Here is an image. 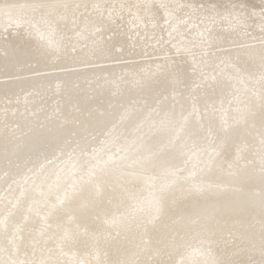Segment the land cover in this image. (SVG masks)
<instances>
[{
    "label": "bare ground",
    "instance_id": "1",
    "mask_svg": "<svg viewBox=\"0 0 264 264\" xmlns=\"http://www.w3.org/2000/svg\"><path fill=\"white\" fill-rule=\"evenodd\" d=\"M71 1L0 0V50H2L0 67L4 72L14 69L16 62L27 59H31L37 67L47 64L82 63L99 58L105 60V57L114 54L112 43L117 41L124 44L126 50L123 52H127L130 44H126L124 39L125 26L122 25L123 30H117V39L108 41L109 39L105 40L102 37L105 40L103 41L100 35L105 29L114 28L126 17L132 16L134 26L137 25L136 30H140L139 32L146 35V39L152 41L145 51L150 50V55L164 56L157 59L159 66L151 67L153 63L146 61L147 68L145 71L142 69L144 73L137 76L130 75L135 72L136 66L141 67L144 62L137 65L131 59L132 65H127L132 68V72L128 73V76L134 79L131 80L132 84L125 85L124 81L129 77L126 76L124 80L122 76L123 83L120 84L117 80L119 83L117 93L111 97L118 103L123 102L126 97L139 95L143 97L145 103L160 99L156 100L157 105L165 107L166 102L162 95L179 84L187 83L190 78L196 79V83H193L203 85V89H194L191 86L193 91L190 89V93L191 97H194V104L184 112V115L181 114L182 116L177 118L174 128L171 126L173 122L167 124L164 120L160 124L161 119L155 120L154 117L152 119L148 116L153 124L148 123V120L146 123L149 125H145L144 131H141L142 133L138 131L133 136V141L128 140L129 143L132 142V146L125 144L126 146L120 147L121 149L116 147L118 150L109 155L92 154L91 159L94 158L89 159L90 164L86 163L85 172L81 166L83 155H78L81 157L79 158L73 153L75 156L64 158L66 160L62 161L61 154L72 147L68 142V139L71 141V137L66 140L70 131H75L72 139L74 136L78 148L85 149L90 141L88 137H83L84 134L92 133L91 135L95 136L113 117L116 105L105 108L110 90L108 86L111 83H107L108 85L102 83L103 81L98 83L89 96L83 95V86L79 84L86 75L97 76L100 67L85 71L84 68L81 71H66L64 75L58 73L57 77L60 76L62 85L58 83L61 86L57 92L64 95L65 100L66 98L74 100L76 108H79L78 112L75 110L77 113L74 115L73 112L68 113L64 105L61 106L62 121H59L60 119L55 121L52 118L40 119L39 112L37 116L20 115L18 111L7 112L10 114L2 112L0 264H10L9 259L12 258L21 264H264V42L244 46L246 42L252 41L253 36L258 34L261 36L264 32L262 26L252 21L250 10L240 9L242 0L236 7H220L219 1L222 4L223 0H211V6L208 7L206 4L202 8L194 7L197 0H130V2L116 0V9L105 8L104 11L97 12V17L94 15L96 18H88L87 14L86 19L84 16L78 20L74 19L73 8L76 4L81 7L85 0H76L70 4ZM93 3L98 4L97 1ZM102 4L96 5L97 8L99 6L102 8ZM167 7L171 10L168 11ZM40 8L48 10L47 12L57 10V16L53 15L55 17L53 22L46 23L49 19L47 15L40 18L41 20L37 19L40 13L37 12V16L35 13ZM25 17H30L31 22H28L32 23V20L34 22L33 26L29 23L28 29L23 28L24 25H29H23L28 19L24 21ZM198 18L203 19L206 23L204 25L209 27L203 37H199L202 30L200 25L196 24L195 19ZM59 25H63V28H59ZM185 25L190 26L189 30L184 28ZM224 25L226 29L223 28ZM96 27H100L99 32L95 31ZM163 28L172 30L175 36L172 41L173 49L177 50L176 53L185 54L187 52L185 43H188L191 46L187 53L189 55H180L179 58L171 54L165 55L163 50L167 48L154 40L156 33ZM10 30L12 35L9 34ZM226 40L235 43L242 40L243 44L240 48L234 47L226 52L230 58L231 56L235 58L233 64L242 76L239 84V87L240 85L242 87L238 90L245 94L242 93L240 105L235 104V107H232L236 109V105H239L235 119H231L232 109L228 105L229 87L223 80V74L219 73L220 69L214 68L219 57L213 58L211 57L213 52L211 56L207 53L206 61L198 64L193 57L195 53L190 54L194 51L193 46L212 47L213 44ZM146 45L147 43H144L142 47L145 48ZM229 47L231 49L232 46ZM215 53L217 51L214 52V56ZM21 64L23 65V62ZM195 65L199 69L188 74L186 68H189V72ZM205 65H210L212 70V74L206 79L199 75L201 66ZM114 68L117 69V66ZM107 69L113 67L108 66ZM52 74L1 82L0 100L14 95L24 87L26 91L28 86L33 85L32 89H35L37 94L33 96L34 90L31 91L32 96L26 100V104L34 105L37 98L42 100L46 98L49 88L47 84L55 76ZM74 78H78L75 81L78 84H75V88L71 86L75 83H72ZM50 94L51 92L48 96ZM183 96H180V93L179 96L174 95V102L176 99L183 102L185 100ZM129 101L131 103L132 100ZM97 102L100 104L98 107L103 108L98 114L91 109ZM224 107L228 109L223 110ZM131 108L124 114L119 113L123 115L122 118L116 111L115 114L121 118L124 126L129 124L132 126L134 123L138 124L137 126L141 125L139 124L141 120L137 119L141 118L143 111L140 114L138 109ZM172 108L169 109L173 110ZM34 109L36 111L37 108ZM125 109L127 110L126 106ZM40 110L43 111L44 108ZM10 119H16V126L12 125V131L5 126V122L9 120L10 123ZM145 119L147 118H144V121ZM83 129L84 133L81 132ZM204 133H210L211 136L213 134L212 144L197 154L195 151L190 152L189 140L200 138ZM95 137L93 139L98 138ZM139 153L145 154L138 159L132 157ZM195 154L200 157L198 165L193 162L196 159ZM57 155L62 157L60 159L63 164L57 159L58 164H62L60 168L53 166L57 164L54 161ZM42 158H54L52 159L54 164L50 163V159L49 164L44 166L47 162L45 160L43 166L38 165ZM132 159L136 162L132 167L129 166L130 170H126ZM179 168L185 175L176 174ZM27 169L32 175L23 186L21 184L23 176L29 175Z\"/></svg>",
    "mask_w": 264,
    "mask_h": 264
},
{
    "label": "rangeland",
    "instance_id": "2",
    "mask_svg": "<svg viewBox=\"0 0 264 264\" xmlns=\"http://www.w3.org/2000/svg\"><path fill=\"white\" fill-rule=\"evenodd\" d=\"M71 1V0H70ZM73 1H76V0H73ZM73 1H71V2H69L70 4L72 3H74ZM86 1L87 0H85V4H83L81 7L79 6L78 7V4H76L75 5V7L73 8V16H74V19H76V20H78V19H80L81 17H84V19H86L87 18V14H88V18H96L97 16H98V14H97V12L98 13H100V10L101 11H104L105 10V8H111V10H113L114 8L116 9L117 8V3H116V0H107V1H105L104 0V2H101L102 0H100V2H98V0H88L87 1V4H86ZM94 1H97V3L98 4H102V8L99 6L98 8H97V6H98V4H94L93 2ZM122 1H128V2H130V0H122ZM132 1V0H131ZM213 1V0H212ZM224 2L221 4L220 3V1H219V6L220 7H225V6H233V7H236L237 5H238V3L239 2H241V0H223ZM233 1V2H232ZM93 4H94V9H93ZM208 5V7L209 6H211L210 4H212L211 3V0H197V2L195 3V8H202L203 7V5ZM97 5V6H96ZM111 5V6H110ZM116 5V6H115ZM107 6V7H106ZM83 7V8H82ZM239 7H240V9L241 8H245V11H247V9L248 10H250V12H251V14H252V21L253 22H256V24H259V25H261L262 27V30L264 31V0H242V2H241V5H239ZM75 8H76V10H75ZM78 8H79V10H78ZM89 8V9H88ZM97 8V9H96ZM81 9V10H80ZM168 11H170L171 9H170V7H167L166 8ZM45 11V12H43L42 13V11ZM75 10V11H74ZM85 10H88V11H85ZM48 10H45V9H42V8H40L38 11H36V13H35V16H37V14L38 13H40V14H38V18L37 17H35V16H32V17H34L35 19L37 18L38 20L40 19V18H44V17H46V15H47V18H49L50 19V22H48V20H46L47 18H45V20H46V23L47 24H50L51 22H53V19L55 18V17H53V15L55 14V16H57L56 15V12H57V10H52V11H50L49 10V12H50V14L52 15H50L49 14V12H47ZM80 11V12H79ZM38 12V13H37ZM47 12V13H46ZM61 12V11H60ZM76 12H77V14H78V16H77V14H76ZM45 13V14H44ZM45 16H44V15ZM83 14V15H82ZM86 14V15H85ZM49 15V16H48ZM81 15V16H80ZM91 15V16H90ZM96 17H95V16ZM127 15V14H126ZM80 16V17H79ZM52 17V18H51ZM76 17V18H75ZM28 17H25L24 19V21H26V19H27ZM133 17L131 16V17H126L124 20H122L120 23H118V25H116V26H114V28H109V29H105L103 32H101V37H100V39H102V37L106 40H108V41H110V39H117V34H118V31L117 30H119V31H121V30H123V26H125L126 28H124V30L126 31V32H124L123 33V35H124V39L126 40L125 42H126V44H130L128 47H129V50L126 52H123V50H126V48H125V46H124V44L122 43V42H120V41H117V42H113L112 43V48H113V53L114 54H112L110 57H108V58H106L105 57V60L103 59V58H99V59H92V61L90 60V61H82V63H80V62H75V63H70V64H47V66L46 65H43V66H39V67H37L36 66V64H34V62L31 60V59H27V60H23V61H19V62H16V64L14 65V69L12 68V69H10L9 71H7V72H4V69L2 68V67H0V83L1 82H6V81H11V80H19V79H23V78H32L33 76L34 77H41V76H45V75H50V73L52 74H54L55 76L48 82V84H47V87H49V88H47L48 90H47V93H46V98L44 99V100H42L41 98H37V102H35V104L33 105H28V104H26V100L30 97V96H32V93H34V95L33 96H35L36 94H37V92L35 91V89H32V88H34L33 87V85H31V86H28L27 88H26V91H25V87L23 88V89H21L20 91H18L17 93H15L14 95H12V96H8V97H3L1 100H0V110H2L1 111V113L3 112H5L6 114H10V113H7V112H14V111H18V113L20 114V115H25V116H37L38 114L39 115H41V117L39 116V118L40 119H53V120H55V121H57L56 119H60L59 121H62V115H61V113L63 114V107H66V109H68V113H70V114H73L74 113V115L79 111V108H76L77 107V105L75 106V102H74V100H69V99H67L66 98V100L65 99H63V98H65V96L64 95H62L59 91L57 92V90H58V87L59 86H61L62 85V81L60 80V76L59 77H57L59 74H63L64 75V73H66V71L67 72H70V71H72L73 72V70L74 71H81V70H83V68H84V70L83 71H85V70H89L90 68L91 69H96V67H98V69H99V67L101 68V70L99 71V74H97V76L96 75H94V74H91V75H86L83 79H82V81L81 82H79V84H81V86H83V88H82V93H83V95H85V96H89L92 92H93V88H95V87H97V85H98V83H101L102 81V83H111V84H109V86H108V88L110 89V90H108V94H109V96H107V99H106V101H105V105H106V107H105V105H104V107L105 108H110L112 105L115 107V105H116V107H117V109H116V107H115V109H114V113H113V119L111 118L109 121H108V123L107 124H105V126L104 127H102V130H100L101 132H98L97 134H95V136H97L98 138L97 139H93L95 136H93V135H91L92 133H89L90 134V136H89V134H84V136L83 137H88V139H89V141H90V143H89V147L88 146H86L85 147V149L83 148V149H81L80 150V148H78V144H76V142H77V140L75 139V137L73 136V139H72V135H75L74 134V132L75 131H70V132H73V134L72 133H68V135H67V137H66V140L68 139V138H70L71 137V141L68 139V142H70L69 143V145H71L72 147V149L70 148L69 150H67V151H69L70 152V154H72V156L66 151L64 154H65V156H64V154H61L62 155V157H60V156H56V159L54 160L55 161V163H57L58 164V160L57 159H59V163H62L63 164V162L62 161H64V160H66V159H64V158H72L73 156H77V157H79V158H81L80 156L81 155H83L82 156V164H81V166H82V168H84L85 166H87L86 165V163L88 162H90L91 163V161H89V159L90 160H92L91 159V157L95 154V155H98V154H101L102 156L103 155H109V154H111V153H114V151H116V150H118V149H116V147H118L119 149H121L122 147H124V146H126L125 144H127L128 146H130L131 144H132V142L131 143H129V141L130 140H132L133 139V136L138 132V131H140V133H142L141 131H144V129L146 128V126L145 125H149L148 123H151V125L153 124V122H151V120H149L148 119V116H149V118L150 117H152V119H154L155 118V120H156V118L158 119H161V122H159L160 124H162L163 122H164V120L165 121H167V124H172V122H173V124L171 125L172 127L175 125L174 123L175 122H177V118L179 119L182 115H184V112H186L187 110H188V108L189 107H191V106H193V98L191 97V94L192 93H190V89H192V91H193V88L192 87H194V89H196V88H198L199 90H201V89H203V85H201V84H195L196 82L195 81H197L196 79H194V78H190L189 79V81L187 82V83H182V85L181 84H179L176 88H173L172 90H169L165 95L163 94L162 95V99L163 100H165V104H166V106L165 107H163V106H160L161 104H159V106L157 105L158 103H156V100L157 99H155V100H153V101H151L150 103H145V100L143 99V97H141V96H129V97H126V99L124 98V100H123V102H118L117 103V101H115L114 100V97L112 98L111 96H115V94L117 93V89H118V86H119V83L120 84H122L123 83V79L125 80L126 79V76L127 77H129V79L127 78V80H129V81H124V84L125 85H127V86H130L132 83V79L133 78H130V76H137L139 73H144V71H145V68H147V65H146V61H151L152 63H153V66H151V67H155V66H159V61H157V59H160V58H162L164 55L163 54H156V55H150V50L148 51V52H146L145 51V49H147L148 48V46L149 45H151L152 44V41L151 40H149L148 38L146 39V35H144L143 33H141V32H139L140 30H136V26H134V20L132 19ZM29 19V20H28ZM27 19V21L26 22H28V21H30V17ZM32 20V19H31ZM41 20V19H40ZM45 20H44V22H45ZM52 20V21H51ZM196 20V24H199L200 25V27H201V32H202V35H201V33L199 32V37H203L204 36V32H206V31H208V26L206 27L204 24H206L204 21H203V19H201V18H198V19H195ZM24 23L23 22V25L24 24H29L30 22H28V23ZM31 24V26H33V24H34V22H33V20H32V23H30ZM30 24L29 25H24V29L25 28H29V26H30ZM123 25V26H122ZM61 25H59V28H63V25L60 27ZM162 26V25H161ZM77 28H79L78 26H77ZM184 28L186 29V30H189V28H190V26L189 25H185L184 26ZM223 28L224 29H226L227 27L224 25L223 26ZM261 28L259 29V30H261ZM12 31H13V29H11ZM10 30V33H9V31H8V33L9 34H11L12 35V31ZM99 30H100V27H96L95 28V31L96 32H99ZM113 30V31H112ZM88 30H86V32H87ZM172 30L170 29V28H163L162 30H160V32H157L156 33V35L154 36V40H155V42H157L158 44H160L162 47H164V48H167V49H164L163 51H164V53H165V55L166 56H175V58H176V56L178 57H180V55H182V56H185V55H189V54H187L188 53V50L190 49V45L188 44V43H185V45H186V50H187V52L184 54H182V53H180L179 55H178V53H176L177 52V50L176 49H173L174 48V45H173V43H172V41L175 39V36H174V34L171 32ZM15 33V31L13 32V34ZM88 33H90V31H88ZM88 33H86L87 35H89ZM260 36V34H258V35H256V36H253V39H259V40H253L252 39V37H251V39H252V41H254V42H243V43H245L244 44V46H246V44L248 45H252V44H254V43H256V42H264V39L262 38V37H264V32L263 33H261V36ZM257 37V38H256ZM149 38H151V37H149ZM146 39V40H145ZM103 40V39H102ZM105 40H103V41H105ZM146 42H145V41ZM149 40V41H148ZM261 40V41H260ZM127 42H129V43H127ZM143 42V44H141ZM231 42V43H230ZM239 42H241V43H239ZM144 43H147V45H146V47L145 48H143L142 46L144 45ZM202 43V42H201ZM228 43V44H227ZM234 43V44H233ZM239 43V44H238ZM222 46H221V45ZM223 44H224V46H223ZM237 44V45H236ZM118 45H120V46H118ZM135 45V46H134ZM140 45V46H139ZM234 45H236V46H234ZM243 46V44H242V40H239V41H236V43L234 42V41H230V40H226V41H223V42H221V43H219V44H213V46L211 47V45H208V46H204V47H198V46H193V47H195L194 48V51H192L190 54H194L193 55V57H194V59H196V61L198 62V64L202 61V62H205L206 61V55H207V53H208V55H210L211 56V52H213V55L211 56V57H213V58H218L219 57V59L217 60V62L214 64V68H215V70L216 69H220V72L219 73H221V74H223V80H224V82H225V84L229 87L227 90H228V92H229V97H228V101H230L229 103H228V105H229V107H231V111H232V117H231V119H235V115L237 114V110H238V107L237 106H239L240 105V103H241V99H243V92H240L238 89L239 88H241L242 86L240 85V87H239V84H241L240 83V80L242 79L241 77V74H240V72H239V70L237 69V67H235L236 65L235 64H233V62L235 61V58L234 57H232L231 56V58H230V55H228L229 53H227L226 54V52H228L227 50H232L234 47L235 48H240V47H242ZM116 46H118V47H116ZM138 46V47H137ZM217 46V47H216ZM229 46H232L231 47V49H230V47ZM238 46V47H237ZM115 47V48H114ZM137 49H136V48ZM142 47V48H141ZM197 47V48H196ZM208 47V48H207ZM211 47V48H210ZM214 47V48H213ZM219 47V48H218ZM207 48V49H206ZM210 48V49H209ZM1 49V48H0ZM122 49V50H121ZM131 49V50H130ZM135 51V53H133L134 51ZM144 50V51H143ZM207 52H206V51ZM223 50H226V51H224L223 52ZM73 51V50H72ZM117 51V53H115ZM138 51V52H137ZM217 51V53H215V56H214V52H216ZM222 51V52H221ZM0 54H2V50H0ZM206 52V53H205ZM221 52V53H220ZM139 53V54H138ZM152 53V52H151ZM128 54V55H127ZM171 54V55H170ZM217 54V55H216ZM222 54V55H221ZM158 56V57H157ZM225 56V57H224ZM113 57V58H112ZM151 57V58H150ZM178 57V58H179ZM228 57V58H227ZM112 58V59H111ZM186 58H188V56L186 57ZM234 58V59H233ZM133 61H132V60ZM189 59L191 60L192 58H190L189 57ZM223 59V60H222ZM108 60V61H107ZM227 60H229L228 62H227ZM232 60V61H231ZM25 61H27V62H25ZM33 62L32 64L30 63V62ZM134 62L135 64H137V65H141L143 62H144V64L141 66V67H138V66H136V69H135V72H137V73H131L132 75H130V76H128V73H130V72H132V68L130 67V66H128L127 64H129V65H132L131 63L132 62ZM21 62H23V65L21 64ZM29 62V63H28ZM79 63H80V66H79ZM20 64L22 65L20 68H19V66H20ZM27 64V65H26ZM29 64V65H28ZM83 64V65H82ZM85 64V65H84ZM158 64V65H157ZM90 65V66H89ZM93 65V66H92ZM97 65H99V66H97ZM145 65V66H144ZM155 65V66H154ZM24 66H26V68L27 67H29V68H25ZM34 66V67H33ZM45 66V67H44ZM50 66V67H49ZM52 66V67H51ZM63 66H64V68H63ZM65 66H69V67H65ZM106 66V67H105ZM108 66H110V67H113V69H107L108 68ZM115 66H117V69L116 68H114ZM15 67L17 68L16 70H15ZM24 67V68H23ZM144 67V68H143ZM71 68V69H70ZM103 68V69H102ZM196 68V69H195ZM3 69V70H2ZM69 69V70H68ZM78 69H80V70H78ZM142 69H144V71L142 70ZM188 67L186 68V72L188 73V74H190L191 73V71L192 72H194L195 70H197V69H199V68H197V66L195 65V67L193 66V67H191V69L189 70V72H188ZM193 69V70H192ZM58 70V71H57ZM107 70V71H106ZM110 70V71H109ZM228 70H230V71H228ZM2 71V72H1ZM51 71V72H50ZM64 71V72H63ZM109 71V72H108ZM115 73H114V72ZM28 73V74H27ZM35 73V74H34ZM41 75H40V74ZM45 73V74H44ZM57 73V74H56ZM59 73V74H58ZM30 74V75H29ZM32 74V75H31ZM52 74V75H53ZM136 74V75H135ZM192 74V73H191ZM210 74H212V70H211V67H210V65H205V66H201V68H200V76H202L203 78H207L208 77V75H210ZM25 77H24V76ZM39 75V76H38ZM101 75H103V76H101ZM122 76H124V77H122ZM23 77V78H22ZM95 77H97V78H95ZM109 77V78H108ZM111 77V78H110ZM123 79H122V78ZM58 78H59V80H58ZM95 80H94V79ZM102 79L101 81H99V80H97V79ZM120 78H121V82H120ZM77 79L78 78H74L73 79V81H72V83L73 82H75V81H77ZM86 79V80H85ZM106 79L108 80V79H110V81L108 80V81H106ZM193 79V80H192ZM54 80V81H53ZM91 80V81H90ZM119 81V83H117L118 81ZM134 80V79H133ZM234 80V81H233ZM239 80V81H238ZM88 81V82H87ZM191 81H192V83H191ZM233 81V82H232ZM55 82V83H54ZM83 82V83H82ZM84 82H85V84H84ZM95 82V83H94ZM193 82H195V83H193ZM234 82H236V83H234ZM58 83H60L61 85H59ZM71 83V84H72ZM97 83V84H96ZM113 83V84H112ZM114 83L116 84V85H114ZM190 83V84H189ZM51 84V85H50ZM75 84L76 85H78L77 84V82H75L74 84H72L71 86L73 87V88H75L76 86H75ZM89 84H91V86L89 87ZM95 84H96V86H95ZM107 84V85H108ZM117 84H118V86H117ZM192 84V85H191ZM86 85H88V86H86ZM92 85H94L93 87H92ZM50 86L52 87V88H50ZM111 86V87H110ZM113 86V87H112ZM115 86V87H114ZM192 86V87H191ZM196 86V87H195ZM198 86V87H197ZM191 87V88H190ZM31 88V89H30ZM189 88V89H188ZM90 90V92H89V90ZM177 89V90H176ZM230 89V90H229ZM34 90V91H33ZM54 90H55V92H54ZM31 91H33L32 93H31ZM112 91H114V92H112ZM51 92V94H50V96H48L49 95V93ZM54 92V93H53ZM62 92V91H61ZM86 92H87V95H86ZM111 92V93H110ZM116 92V93H115ZM30 95H29V94ZM57 95H56V94ZM90 93V94H89ZM173 93H176V94H173ZM179 93H180V96H183L184 94H186V95H184L182 98L183 99H185L183 102H180L178 99H176V102H174L175 100H174V98L176 97V96H179ZM243 93V94H242ZM251 93H252V91H251ZM173 94V95H172ZM15 95H17V97H14ZM54 95H56L55 97H54ZM174 95H175V97H174ZM188 95V96H187ZM245 95V94H244ZM63 96V97H62ZM54 99H53V98ZM62 97V98H61ZM111 97V98H110ZM135 97V98H134ZM139 97V98H138ZM25 100H24V99ZM49 98V99H48ZM130 98V99H129ZM3 99H5V100H3ZM6 99H8V101H6ZM12 99H13V101H12ZM47 99V100H46ZM52 99V100H51ZM57 99V100H56ZM61 99H62V101H61ZM113 101H111V100ZM141 99V100H140ZM172 99V100H171ZM234 99H235V102H234ZM23 100V101H22ZM40 100V101H39ZM51 102H50V101ZM63 100H64V103H63ZM69 102H68V101ZM129 100H132L131 101V103H130V101ZM158 100H160V99H158ZM157 100V101H158ZM11 101V102H10ZM25 101V102H24ZM47 101V102H46ZM49 101V102H48ZM67 101V102H66ZM129 101V102H128ZM139 101V103L137 104V102ZM179 101V102H178ZM4 102H6V104L4 103ZM10 104V105H12V107L10 108L9 106L10 105H7L8 103ZM16 102V103H15ZM22 102H24V103H22ZM56 102H58V103H56ZM63 104H62V103ZM65 102H66V104H65ZM134 102V103H133ZM143 102H144V104H143ZM171 102H173V104L171 103ZM213 102V101H212ZM11 103H13V104H11ZM43 103V104H42ZM50 105V106H48V104ZM67 103H69V104H67ZM98 103V102H97ZM95 103V104H93V106H92V110L94 111V113H96L97 112V114L98 113H101V110H103V108H99L100 106V104L98 103ZM107 103V104H106ZM109 103H111V104H109ZM115 103V104H114ZM120 103V104H119ZM126 103V104H125ZM156 103V104H155ZM159 103H160V101H159ZM170 103H171V105H172V107H171V105H170ZM186 103V104H185ZM55 105L56 106V108H55V106H53V105ZM118 104L120 105V106H118ZM178 104H180L179 105V107L177 106ZM235 104H239V105H236V109H233L234 107H235ZM2 105V106H1ZM5 105H6V107H5ZM16 105H17V107H16ZM20 105V106H19ZM58 105V106H57ZM64 105V106H63ZM122 105V106H121ZM130 105V106H129ZM134 105V106H133ZM140 105V106H139ZM144 105H145V107L146 108H144ZM147 105V106H146ZM227 105V106H228ZM5 108H4V107ZM37 106V107H36ZM38 106H40L42 109L44 108V110L43 111H41L40 109V107H38ZM52 106V107H51ZM61 106H63V107H61ZM69 106V107H68ZM99 106V107H98ZM125 106H126V108H127V110L125 109ZM131 108V109H135V110H137L138 109V111L140 112V114H141V112H142V114L140 115L141 116V118H138L137 120H141V122H139V124H141V125H139V126H137L136 125V123H134L135 125H132V126H130V124H129V126L128 125H126V126H124L125 124L124 123H122V120H121V118L123 117V115L121 116L120 114L122 113V114H124V113H126L128 110H129V108ZM143 106V107H142ZM152 106V107H151ZM153 106H157L158 108L156 109V107L154 108ZM234 106V107H233ZM7 107H9V108H7ZM28 107V108H27ZM59 107H60V109H59ZM74 107V108H73ZM167 107V109H165ZM178 107V108H177ZM201 107V106H200ZM233 107V108H232ZM23 108H24V110H23ZM34 108H37L36 109V111H35V109ZM39 108V109H38ZM48 108V109H47ZM62 108V109H61ZM76 108V109H75ZM122 108V109H121ZM150 109V110H148V109ZM169 108H172L173 110H170ZM176 108V109H175ZM5 109V110H4ZM11 110V111H9V110ZM12 109H13V111H12ZM17 109V110H16ZM52 109V110H51ZM56 109V110H55ZM125 110V112H123L124 110ZM140 109V110H139ZM144 109V110H143ZM153 109H155V110H153ZM169 109V110H168ZM228 109V107H224V109L223 110H227ZM22 110V112H20ZM34 110V111H33ZM49 110V111H48ZM54 110L55 111H57L56 113L54 112ZM61 110H62V112H61ZM74 110V111H73ZM75 110H77V112L75 111ZM145 110H147V111H145ZM152 110V111H151ZM157 110V111H156ZM181 110V111H180ZM33 111V112H32ZM52 111V112H51ZM115 111H116V114L117 115H119V116H117L116 114H115ZM118 111H122V112H118ZM149 111V112H148ZM153 111H155V113H153ZM234 111V112H233ZM27 112H29V113H27ZM36 112V113H35ZM39 112V113H38ZM44 112V113H43ZM50 114H49V113ZM54 112V113H53ZM65 112V111H64ZM73 112V113H72ZM147 112V113H146ZM0 113V116L1 115H3V113L1 114ZM32 113V114H31ZM38 113V114H37ZM41 113V114H40ZM47 113V114H46ZM66 113V112H65ZM120 113V114H119ZM146 115V116H144V114ZM30 114V115H29ZM34 114H36V115H34ZM44 114V116H42ZM157 114H158V117H157ZM174 114H176L175 116H174V118H172L173 117V115ZM182 114V115H181ZM49 115V116H48ZM54 116V118H53V116ZM55 115H57V116H55ZM154 115V116H153ZM166 115H168V116H166ZM60 116V117H59ZM139 116V117H140ZM162 116V117H161ZM180 116V117H179ZM45 117V118H44ZM48 117V118H47ZM118 117V119H115V118H117ZM154 117V118H153ZM164 117V118H163ZM144 118H147V119H145V121H144ZM113 120V121H112ZM115 120H119L118 122L117 121H115ZM149 120V122L148 123H146L147 121ZM154 121V120H153ZM9 122V120H7L6 122H5V126L10 130V131H12L13 130V126H16V119H10V123H8ZM113 122V123H112ZM115 122V123H114ZM116 123H118V124H116ZM120 123V124H119ZM10 124V125H9ZM112 124V126H110V125ZM116 125V126H114V125ZM8 125V126H7ZM13 125V126H12ZM163 125H165V123L163 124ZM114 126V127H113ZM120 128H119V127ZM141 126V128L139 129L138 127H140ZM144 126V127H143ZM166 126V125H165ZM12 127V129H10ZM122 127H124V128H122ZM159 127V126H158ZM175 127V126H174ZM173 127V128H174ZM109 128H114L113 130L112 129H109ZM135 128V129H134ZM136 128H137V130H136ZM15 129V128H14ZM110 130H111V132L113 133H111L110 132ZM114 130H116V131H114ZM124 130V131H123ZM84 129L81 131V132H83L84 133ZM108 131V132H107ZM114 131V132H113ZM133 131H136V132H133ZM106 132H107V134H106ZM110 132V133H109ZM83 133H82V135H83ZM115 133V134H114ZM131 133H133L132 135H131ZM110 134V136H108ZM71 135V136H70ZM99 135V136H98ZM107 135V136H106ZM119 135V136H118ZM124 135V138H122V136ZM101 136H102V138H101ZM210 136V137H209ZM212 136H213V134H212ZM211 136V134L210 133H204V134H202V136L200 137V138H196L195 140H193V139H190L189 140V144H190V146L188 145V150H190V152H192V151H195L196 152V154L201 150V149H208V148H206L207 146H210L211 144H212V142H213V140L211 141V139H213L214 138V136L212 137ZM96 138V137H95ZM104 138V139H103ZM131 138V139H130ZM135 138V137H134ZM209 138V140H207ZM76 141H75V140ZM93 139V140H92ZM109 139V140H108ZM100 140V141H99ZM121 140V141H120ZM129 140V141H128ZM134 140V139H133ZM132 140V141H133ZM193 140V142H191ZM92 141V142H91ZM98 141V142H97ZM105 141V142H104ZM108 141V142H107ZM118 141V142H117ZM209 141V142H208ZM74 142V143H73ZM93 142H95L94 143V145L92 144ZM126 142H128V143H126ZM97 143V144H96ZM206 143H209V145L208 144H206ZM74 144H75V146H74ZM90 144H92V146L90 145ZM96 144V145H95ZM195 144V145H194ZM122 145V146H121ZM206 145V146H205ZM113 146L115 147V148H113ZM132 146V145H131ZM194 146V148H192ZM195 146H196V150H194L195 149ZM121 147V148H120ZM76 148H77V150H80L79 152L76 150ZM97 148V149H96ZM111 148H112V150H111ZM190 148V149H189ZM192 148V149H191ZM200 148V149H199ZM73 149H74V151H73ZM89 149V150H88ZM114 149V150H113ZM70 150H72V151H70ZM76 151L78 152V153H76ZM84 151H85V153H84ZM88 151V152H87ZM110 151H112V152H110ZM187 151V150H186ZM92 152V153H91ZM104 152H107V153H104ZM75 155H74V154ZM104 153V154H103ZM93 154V155H92ZM143 154H145V153H139V154H137V155H134V156H132V157H134V158H140L141 157V155H143ZM195 154V155H196ZM67 155V156H66ZM68 155H70V156H68ZM78 155H80V156H78ZM92 155V156H91ZM60 158H62L63 160L61 161V159ZM195 160L193 161L194 162V164L195 165H198L199 164V161H200V157H198V155H196L195 156ZM42 159H44V160H42ZM41 159V161H40V163L38 164V165H42L43 166V164H44V162L43 161H45V160H47V162H45L46 164H44V166L45 165H47V163H48V161H50V159H51V161H50V163H52V164H54V162L52 161V159H54V158H42ZM86 161V162H84V161ZM102 160V159H101ZM196 161V162H195ZM134 162H136L135 160L133 161V159H132V163H130V164H127V167L129 168V166L130 167H132V165L134 164ZM89 163V164H90ZM49 164V163H48ZM57 164H54L53 166H54V168H60L61 166H62V164H58V166H57ZM88 164V165H89ZM56 165V166H55ZM80 165H79V168L81 167ZM192 166H194V165H192ZM126 167V168H127ZM195 167V166H194ZM126 168H123L124 170L126 169ZM126 169V170H130L131 168H129V169ZM121 170V169H120ZM82 171L83 172H85L86 171V169L84 168V169H82ZM121 171H123V170H121ZM27 172H28V174L29 175H26V176H23V178H22V185L23 186H25L26 184H27V180L28 179H30V175H32V174H30L29 173V170L27 169ZM26 172V173H27ZM177 173L176 174H179V175H185V172H183V170H181L180 168L179 169H177V171H176ZM25 173V174H26ZM29 177V178H28ZM24 179H25V181L26 182H24ZM192 180V179H191ZM192 181H194V182H200V181H198V180H195V179H193ZM24 183V184H23ZM35 202V201H34ZM2 250V249H1ZM15 256V255H14ZM21 256H23L22 254H21ZM9 261H10V264H19V263H17L18 261H16L15 259H9ZM21 264V263H20Z\"/></svg>",
    "mask_w": 264,
    "mask_h": 264
}]
</instances>
